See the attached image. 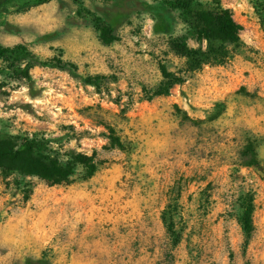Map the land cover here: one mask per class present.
Here are the masks:
<instances>
[{
	"label": "rangeland",
	"instance_id": "obj_1",
	"mask_svg": "<svg viewBox=\"0 0 264 264\" xmlns=\"http://www.w3.org/2000/svg\"><path fill=\"white\" fill-rule=\"evenodd\" d=\"M46 1L0 13V264H264V0Z\"/></svg>",
	"mask_w": 264,
	"mask_h": 264
},
{
	"label": "trees",
	"instance_id": "obj_2",
	"mask_svg": "<svg viewBox=\"0 0 264 264\" xmlns=\"http://www.w3.org/2000/svg\"><path fill=\"white\" fill-rule=\"evenodd\" d=\"M12 1L13 0H0V13H7L9 11V7ZM215 21L217 22V28L220 32V35H222V37L232 42L239 41L240 33L243 27L234 20V18L232 17L231 13L228 10L226 9L222 10V15H220L219 18H216ZM202 22H203V29L206 32L208 29V23H210V21H208L206 17H202ZM4 52H6V50H4L3 53ZM0 55L3 56L2 52L0 53ZM59 64H60L59 65L60 68H66L64 65H61V63ZM44 148H45L44 143L37 141L35 139H31L24 142L19 148V150L16 152V154H19L21 152H30L36 149L42 150ZM7 155H12V154L11 153L0 154V156H7ZM253 213H254L253 198L251 197L245 198L244 202L242 203L241 220H242V225L248 234H251V232L253 231V226H254Z\"/></svg>",
	"mask_w": 264,
	"mask_h": 264
}]
</instances>
